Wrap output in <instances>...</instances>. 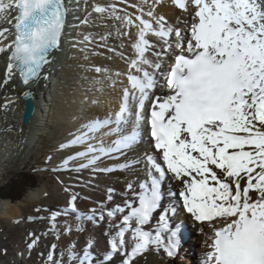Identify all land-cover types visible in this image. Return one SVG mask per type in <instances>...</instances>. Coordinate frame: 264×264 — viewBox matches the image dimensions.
I'll use <instances>...</instances> for the list:
<instances>
[{"label":"snow or ice","instance_id":"6c2138e0","mask_svg":"<svg viewBox=\"0 0 264 264\" xmlns=\"http://www.w3.org/2000/svg\"><path fill=\"white\" fill-rule=\"evenodd\" d=\"M172 2L191 18L186 31L157 15L155 9L162 0L129 5L135 13L116 3L93 6L94 12L119 22L118 37H131V29H136L131 45L134 56L120 53L128 64L127 72L108 75L113 87L121 75L128 82L119 110L87 120L72 139L58 145V151L73 150L62 160V168L113 172L116 168H99L98 163L134 149L146 130L152 148V154H145L147 178L139 191L128 184L135 199H125L123 205L107 211L115 233L109 241L111 252L101 264H110L120 253L125 257L122 264H137V257L149 251L178 257L184 222L175 219L174 206L162 205L166 179L179 186L181 207L201 225V233L205 227L211 233L200 264H264V0ZM70 5L71 0H0V55L8 61L4 85L14 71L25 85L47 79L42 72L67 36ZM82 23L87 24V19ZM84 42H90V37L85 36ZM166 57L171 59L167 69L163 67ZM94 70L109 73L106 68ZM113 76L117 79L112 80ZM157 88L167 92L156 95ZM24 95L31 98L28 92ZM105 136L116 139L106 144ZM73 161L81 162L69 167ZM114 191L108 189V201L113 200ZM77 199L78 194H70L65 215L75 213L78 221L105 219L98 209L82 215ZM57 215L51 216L53 222ZM118 215L120 222L113 225ZM154 216L158 227L152 231ZM76 230L83 231L82 224ZM66 231L71 232V226ZM126 234L131 236L130 246ZM38 240L31 239L28 249ZM92 247L89 240L82 254H77L73 245L69 260L95 264ZM55 248L52 245L47 264H63L56 259Z\"/></svg>","mask_w":264,"mask_h":264},{"label":"bare ground","instance_id":"6f19581e","mask_svg":"<svg viewBox=\"0 0 264 264\" xmlns=\"http://www.w3.org/2000/svg\"><path fill=\"white\" fill-rule=\"evenodd\" d=\"M79 1L80 3L82 2L80 8L82 9V15L77 18V13H73V11H76L75 7L79 8V6H77ZM93 1L91 2L93 6L95 4L107 6L116 3L118 8L126 9L128 13H135L136 9L129 7V5L139 2V0H128V3L124 4L120 3V0ZM86 3L87 0H71L72 20L67 27V36L61 44L60 50L56 53L55 58L52 59L51 66L49 67L47 65L42 73V75L48 77L56 68L57 72H60L58 78L40 79L39 81L32 82L28 86L22 87L16 82V79H13L12 75V79L8 84L4 85L3 81L8 61L6 56L0 55V131H6L9 137L13 138L18 132V128L22 126L21 129L23 130H21V133L18 135L22 153L18 156V159H21L24 153H26L28 157L31 148L36 145L34 141L37 137L38 139L36 142L38 143L46 134L47 129L54 127L52 117L56 116L59 123H61V125L58 124L60 129L54 132L52 130L50 134L48 133L49 141L53 139L59 140L56 147V154L52 162L56 164L54 169H57L61 175L56 178L54 188L49 189L46 185L37 187L30 190L25 195L24 199L17 202H12L9 199H0V218L3 215H8L12 220L17 217H20L19 219H26L25 225L30 228L29 233L34 232L38 234L40 238L39 241H42L44 246L41 264H47V255L52 245H56L55 257L57 260L59 258L61 259V254H63L62 257L69 264H77L76 261L69 260L68 251L74 245V250L77 254H82V251L87 248L89 240L93 241V247L91 249L92 259L95 261V264H101L103 258L111 252L109 241L111 235L115 233V227L110 229L106 213L117 204L123 205L125 199H135L132 193L128 191L127 186L131 183L136 191H139V184L147 178L145 154H152V149L148 148V150L146 149L147 152H144V149L140 147L143 143H139L134 149L124 154H115L113 157H106L98 163L97 167L99 168H116V170L110 173L93 172L91 169L68 171L62 168V160L68 155L73 154V150L66 149L58 151V145L72 139V134L87 120L100 117L101 115L105 117L104 111L109 112L107 113L109 116L110 113L113 115L119 110L122 89L128 85V82L126 76L121 75L118 78L119 82L113 87L111 86L112 81L108 79V75L115 72H127L128 64L120 53H123V57L134 56L131 45L135 39L136 29H131V37H118L116 35V27L119 25V22L108 18L107 14L101 15L92 11V15L95 16V18H93L96 22L95 26L86 25L92 28H83L84 32L78 35V40L74 42L71 38V36L74 35L72 33L73 24L77 23V21L88 19L87 12L89 9L86 7ZM155 11L157 15H163L168 23L176 28L186 31L190 26V16L176 7L172 0H162V3L156 7ZM96 25L98 26L96 27ZM7 26L11 27V25ZM85 36L90 37V42L81 43V41H84ZM10 37L11 36H9V40ZM102 37H106V39H102ZM152 39L154 40L155 38L152 37ZM66 41L68 44L69 42L71 44H67L70 47H68L69 49L66 47ZM110 49H116V51L112 52ZM165 59H167V57ZM60 60L62 62H60ZM96 67L106 68L109 70V73H97L94 70ZM116 79L117 77H112V80ZM65 83L69 84V93L73 100L68 103L64 101L62 107L65 115L64 117H59V114L53 116L51 112L52 103H50L52 95L55 94L57 87L58 90H61L62 88L59 86ZM26 89H32L36 92V103L38 106L32 122L28 125H23L21 121L24 103L21 99V95ZM44 93H46L47 97L50 99L46 101V98H42L41 101L43 102L39 104L41 95ZM65 97L69 96L66 95ZM8 101L14 102L8 103L7 107H4ZM93 101H96V103H93ZM114 139H116L115 136L104 137L106 144L111 143ZM5 148L6 146H4L2 150L6 152L7 156L3 159L8 161L6 165L11 164L12 166L15 155L12 153L8 155V151L5 150ZM80 162L81 161H73L69 167L74 168ZM120 165H127V167L119 168L118 166ZM169 183L174 186L171 189L172 191L174 189L179 190V186L175 181H169ZM65 188H68L69 191H65ZM109 188L115 190L112 193V201L107 200ZM71 193L78 194L76 206L82 215L91 214L92 209H98L105 213V219L96 222L86 219L78 221L75 213L69 211L68 214L65 215V211L69 208ZM166 202L171 203L169 196L166 198ZM39 204L42 206L37 207ZM23 205H28V207ZM37 209L40 210L37 211ZM54 213H60V215H57L56 220L53 222L51 216ZM186 216L187 217L184 218L178 216V219L180 221H185L186 219L188 224L190 223L192 226L195 225V228L200 231L201 225L197 224L189 214H186ZM30 218H34L35 220H31ZM40 221L46 223L49 228L58 230V236H46L43 231V225L37 224ZM157 221L158 217L154 216L149 230L155 231L158 227ZM119 222L120 217L118 215V217L112 221V224L116 225ZM8 223L11 224V221H8ZM78 224H82L84 228L83 231L76 230ZM68 226H71V232L66 231ZM1 227L2 225H0V229ZM209 234V229L205 227L203 233H201V231L199 232L198 238L195 237L194 239V237H191L190 240L192 242L194 241V244L196 243L195 256L207 249L205 242ZM31 239L33 238H30V242ZM126 240L129 241L130 246L131 236L129 234H126ZM24 250L25 257L26 251L29 250L28 246H26ZM16 258L17 260L19 259L18 256H16ZM124 258L123 253L115 254L110 264H122ZM181 258V251L175 259L168 258L162 251L159 253L149 251L143 256L137 257V264H179V259ZM189 260L188 258L187 260L185 259L184 263L189 264ZM195 261L198 262V259ZM20 262H22V264L26 263L23 262V260H20ZM0 264H4L1 259Z\"/></svg>","mask_w":264,"mask_h":264},{"label":"rangeland","instance_id":"374dc122","mask_svg":"<svg viewBox=\"0 0 264 264\" xmlns=\"http://www.w3.org/2000/svg\"><path fill=\"white\" fill-rule=\"evenodd\" d=\"M59 87L62 89L58 90L57 87L55 94L52 95L50 102L52 103L51 112L53 113V116L59 114V117H64L65 115L62 110L63 103L64 101L65 103L71 102L73 98L69 93V84H61ZM66 95L69 97H65ZM52 120L54 127L47 129L46 134L39 141L40 143L36 142L38 139L37 137L34 141V144L36 145L31 148L29 156L27 157L26 153H24L21 159H18V156L22 153V148H20V138L18 135L23 129H21V127L18 128V132L13 138L9 137L6 131H0V199H9L12 202H17L24 199L25 195L30 190L37 187L46 185L49 189L54 188L56 178L61 175L57 170H54L56 164L52 162L56 154V147L59 140L53 139L52 141H49L48 135L52 130L54 132L60 129L58 124L61 125V123H59L56 116L52 117ZM4 146H6L5 150L8 151V155L11 153L15 155L12 161V166L11 164L6 165L8 161L3 159L7 156L6 152L2 150ZM49 156L52 157L51 160L48 159ZM25 173L34 174V176H27L29 178H26L24 177ZM11 185H15V187L13 188ZM23 206L28 207V205ZM39 206L42 205L39 204L37 207ZM17 218H13L12 220L8 215H3L0 218V225H2L0 229V259L4 264H22L20 260L26 262L23 264H41L44 254L43 242L39 241V238L36 246L31 250H27L24 257V248L30 243V238L38 237V234H35L34 232L29 233L30 228L25 225L26 219H19L20 217ZM30 219L33 220L34 218ZM8 221H11V224L8 223ZM37 224L43 225V231L46 236H58L59 231L49 228L43 221H40ZM31 233L34 234V236H30ZM16 256L19 257L18 260ZM61 259L63 264H69L62 256ZM61 259L59 258L58 260Z\"/></svg>","mask_w":264,"mask_h":264},{"label":"water","instance_id":"95a60500","mask_svg":"<svg viewBox=\"0 0 264 264\" xmlns=\"http://www.w3.org/2000/svg\"><path fill=\"white\" fill-rule=\"evenodd\" d=\"M28 92L30 93L31 98H26L24 93ZM21 99L24 102V109L22 112V123L30 124L35 116L36 110H37V104H36V95L33 90H25L23 94L21 95Z\"/></svg>","mask_w":264,"mask_h":264},{"label":"trees","instance_id":"16d2710c","mask_svg":"<svg viewBox=\"0 0 264 264\" xmlns=\"http://www.w3.org/2000/svg\"><path fill=\"white\" fill-rule=\"evenodd\" d=\"M25 176L24 177H26V178H29V177H27V176H31V177H33L34 176V174H30V173H25L24 174ZM13 186V188L15 187V185H11V187ZM12 190V189H11Z\"/></svg>","mask_w":264,"mask_h":264}]
</instances>
